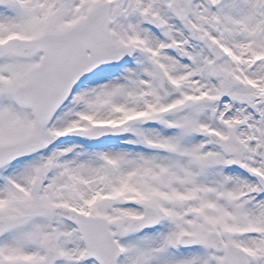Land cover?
Wrapping results in <instances>:
<instances>
[{"label": "snow or ice", "instance_id": "snow-or-ice-1", "mask_svg": "<svg viewBox=\"0 0 264 264\" xmlns=\"http://www.w3.org/2000/svg\"><path fill=\"white\" fill-rule=\"evenodd\" d=\"M0 264H264V0H0Z\"/></svg>", "mask_w": 264, "mask_h": 264}]
</instances>
